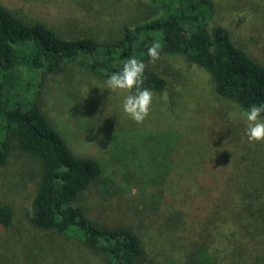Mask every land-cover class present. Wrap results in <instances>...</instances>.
Listing matches in <instances>:
<instances>
[{
  "label": "rangeland",
  "instance_id": "1",
  "mask_svg": "<svg viewBox=\"0 0 264 264\" xmlns=\"http://www.w3.org/2000/svg\"><path fill=\"white\" fill-rule=\"evenodd\" d=\"M0 3L27 21H45L62 36L103 40L120 36L124 25L131 27L145 21L151 4L149 0ZM213 3L215 15L208 27L224 26L235 45L264 65V0ZM149 65L166 79L167 87L153 92L150 115L142 124L123 111L127 93L108 90L107 79L75 66L46 77L39 105L76 154L96 157L103 168L100 177L81 194L85 214L99 225L124 226L136 233L144 251L141 264L150 258L156 264H182L196 243H205L215 251L221 264L264 263V220L259 211L258 219L241 211L242 204L251 201L243 198L241 191L227 196L222 191L213 202L206 196L198 205H187L181 212H147L150 207L145 208L141 196L146 192L153 195L157 189L148 179L161 172L166 173L167 181L173 174L178 180L176 171L185 167V172L194 174L197 167L200 176L213 162V187L238 185L249 189L245 166L249 156L245 162L241 156L255 155L256 168L264 169V143L248 142L245 112L215 96L208 73L180 55H161ZM34 79L27 78V85L18 90L17 97L31 96ZM74 104L81 109V119L72 112ZM38 166L35 158L17 150L0 166V203H9L14 209L12 225L0 229V264H102L101 256L80 242L36 230L25 219ZM167 181L155 185L164 186L161 200L172 185ZM117 189H122L120 194Z\"/></svg>",
  "mask_w": 264,
  "mask_h": 264
},
{
  "label": "trees",
  "instance_id": "2",
  "mask_svg": "<svg viewBox=\"0 0 264 264\" xmlns=\"http://www.w3.org/2000/svg\"><path fill=\"white\" fill-rule=\"evenodd\" d=\"M149 2L150 16L134 26L124 25L120 36L111 40L65 37L45 21H27L0 3V166L15 150L35 158L38 175L25 219L36 230L80 242L88 251L100 255L102 264H141V239L127 227L99 225L85 214L81 194L100 177L103 168L96 157L76 154L39 105L47 75L55 76L75 66L99 79H108L121 71L129 58H136L147 66L144 87L161 92L167 87L166 79L151 69L147 55L148 48L158 43L160 56L180 55L208 73L218 99L232 102L244 112L252 105L264 104V65L242 46L235 45L224 26L208 27L215 15L213 0ZM30 76L35 78L31 96L17 97ZM14 93L16 97H12ZM71 109L81 119L80 107L74 104ZM248 156L245 166L249 189L238 185L228 189L213 187L216 183L212 162L200 176L197 167L194 174H188L183 167L176 171L178 180L173 174L167 181L165 172L151 177L148 182L157 190L153 195L146 192L141 196L142 203L145 208L150 207L147 212H181L187 205H198L206 196L213 202L222 191L226 196L241 191L243 198L251 199L242 204L241 211L254 219H258L259 211L264 220V169L256 168L255 155H242L241 160L245 162ZM166 181L172 185L161 200L164 186L155 185ZM121 191L117 189L116 193ZM13 219L12 205L0 203V229L9 228ZM192 246L184 264H221L216 252L205 243ZM156 263L151 258L145 262Z\"/></svg>",
  "mask_w": 264,
  "mask_h": 264
},
{
  "label": "clouds",
  "instance_id": "3",
  "mask_svg": "<svg viewBox=\"0 0 264 264\" xmlns=\"http://www.w3.org/2000/svg\"><path fill=\"white\" fill-rule=\"evenodd\" d=\"M149 63L160 59V45L154 43L148 48ZM146 64L136 58H129L122 70L112 73L107 89L127 93L123 99V111L137 124H142L150 115L153 92L144 87ZM264 104L252 105L244 113L246 118L245 136L250 144L264 143Z\"/></svg>",
  "mask_w": 264,
  "mask_h": 264
}]
</instances>
